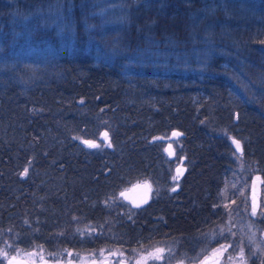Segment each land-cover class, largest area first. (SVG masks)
<instances>
[{"label": "trees", "instance_id": "trees-1", "mask_svg": "<svg viewBox=\"0 0 264 264\" xmlns=\"http://www.w3.org/2000/svg\"><path fill=\"white\" fill-rule=\"evenodd\" d=\"M252 1L229 0L216 16L230 18L208 31L202 25L194 31L197 20L205 24L202 0H165L158 12L140 7L116 43L108 35L99 39H107L104 51L85 44L81 8L70 50L53 36L55 48L45 53L10 55V39L2 37L0 247L129 250L179 238V253L193 256L210 232L218 235L211 245L238 250L252 228L260 237L255 242L263 240L264 216L251 211L249 183L256 173L264 183V91L252 99L242 91L244 84L264 85V0ZM7 8L0 3V30L12 20ZM153 16L151 30L163 47L170 39L181 54L194 59L200 52L194 66L182 58L171 70L154 69L139 58ZM45 34H34L37 46ZM202 36L225 54L201 52ZM234 51L231 70L224 56ZM31 60L37 66L29 67ZM175 130L179 159L159 138ZM103 131L110 146L91 148L80 139ZM230 134L242 140V154ZM177 163L182 171L172 189ZM148 178L154 190L147 203L134 208L119 198L126 185ZM260 198L264 203V184ZM254 248L248 264H264V244Z\"/></svg>", "mask_w": 264, "mask_h": 264}, {"label": "rangeland", "instance_id": "rangeland-1", "mask_svg": "<svg viewBox=\"0 0 264 264\" xmlns=\"http://www.w3.org/2000/svg\"><path fill=\"white\" fill-rule=\"evenodd\" d=\"M202 1L204 7L198 10L199 14H203L201 17L205 19V24L203 25L201 21L197 20L195 23L196 29H194V31H197L201 27H203L205 31L214 29L215 24L219 22H221V26H223L224 21L230 18V16H225L227 14L220 15L224 16L223 20L221 19L223 17L220 18V16H216L219 12L224 13V11H226L229 0ZM246 1L253 2L252 0ZM0 3L4 6H8L7 12L10 14L9 17L12 18V20L8 21V23H10L8 28H2V30H0V48L3 51L5 48L3 39L8 37L10 39V55L15 52V49H19L22 56H30L37 51L45 53L46 50L55 48L52 39L53 36L58 39L57 41L60 42V47L64 50H70L75 46V42L78 39L77 19L75 16L77 8H81L84 12L81 21L87 38L85 44L87 47L95 46L102 49L101 43L103 44L106 42L107 44V39L106 41H100L99 39H104L102 37L108 35L112 36V41L116 43L122 36H120L121 32L127 29V26L131 24L133 19L132 15L139 14L134 13V11L141 7L144 9L154 8V10L158 12L160 7L164 6L165 0H0ZM258 20L259 18H257V21ZM155 23L156 17L153 16L145 26L147 27L146 29H148L143 35L145 45L144 47L139 45L141 52L138 55L141 60L144 59L145 62H150V64L154 66V69H158L157 66L159 64H166L168 65L167 68L171 70L177 66L179 61H183L182 58H184L185 63L191 66H194L192 64L194 59H201L200 52L193 54L195 56L194 59L191 58L193 56L190 57L187 53L181 54L180 51H177V43L170 39L168 40V46L163 47L161 45L162 39H157L154 32L151 30ZM39 31L46 33V40L39 41L37 46L34 43V34ZM15 36L19 38L15 39ZM199 42L197 47L201 49V52H206L208 48L210 50L209 53L225 54L220 48L216 49V45H213V40L209 38H204L202 36ZM16 43H19L18 47L14 46ZM102 50L104 51L105 49ZM237 52L238 51L232 53L228 52L229 54L224 56L227 57L228 60V62L224 64L225 67L228 65L229 69L232 70L234 68L235 61L232 60L235 54L238 56L239 53ZM31 62L29 67H33L34 65L37 66L36 63H33L35 61L31 60ZM230 63H233V65ZM2 64L3 62L0 61V65ZM14 65H16V63H14ZM257 88L252 87L250 90L247 85L245 86L244 84L242 91L252 99L254 98L253 96H257L259 91H264V85L257 86ZM248 94H252V96ZM103 132L104 133H101L96 139H80L83 142L89 141L98 144L99 147L97 148H101L109 144V135L107 133V136H105L106 132ZM233 136L235 135L230 134V138ZM178 137L179 136H174L173 131H171L168 135L160 136L159 138L164 141V148L169 152V155L172 158L176 157L179 159V156H176L178 150L176 147ZM236 153L238 152L236 151ZM235 160L237 161L239 169H244V166L241 165L243 164L241 163V159L236 157ZM179 165V163H177V166L174 165L172 175L170 176V183L168 185L172 189L173 187L176 188L178 177L181 176L182 170L179 168ZM250 167L252 168L253 166ZM249 169L250 168H246V171L248 172ZM252 169L253 175L257 170L254 168ZM259 176L261 177L258 173L254 174L249 183V188H251L250 190L252 191L251 211L253 214L259 212L261 216H264V207H262L264 204L263 200L260 198V202L256 206V196L252 190L253 180ZM246 180L247 178L243 181L246 182ZM151 182L152 180L148 178L130 183L121 190L119 198L128 202L134 208L140 207L148 202L153 195L154 188ZM241 185V188L245 189V186L243 184ZM250 231L251 234H249L250 237L246 242L247 245L240 250L235 246H233L235 247L233 248L229 243H223L218 246L211 245L218 235L214 232H210L204 245L200 248L201 251L196 252L197 254L194 256L186 253V251H184L183 254L179 253L182 244L179 238L166 239L157 242L156 245L153 246L131 248L129 250L121 247H102L92 251H75L68 248L59 251H50L42 246H35L30 249L21 247L15 248L9 243L10 245L6 247H0V264H6L10 261H15L17 264H248V250L253 252V247H255L254 250L258 251L262 249V244H264V230H261L262 235H260L263 240L261 239V241L258 240L257 242H255V239H259L260 237L258 234L256 236V231H254L253 228L250 229Z\"/></svg>", "mask_w": 264, "mask_h": 264}, {"label": "water", "instance_id": "water-1", "mask_svg": "<svg viewBox=\"0 0 264 264\" xmlns=\"http://www.w3.org/2000/svg\"><path fill=\"white\" fill-rule=\"evenodd\" d=\"M175 133L181 134V132H179L177 130L173 131V135ZM174 136H180V135H174ZM234 140L235 141H239V145H240L239 148H237L236 144L233 142ZM231 142H232L234 148L236 149V151L239 154H242L244 152V145H243L242 140L239 137L233 136L231 138ZM262 186H263V179H262V177L259 176V177L254 178V180H253V189L252 190H253L254 195L256 196V199H255V202H257L256 206L260 202V197H261L262 191H263V187Z\"/></svg>", "mask_w": 264, "mask_h": 264}, {"label": "snow or ice", "instance_id": "snow-or-ice-1", "mask_svg": "<svg viewBox=\"0 0 264 264\" xmlns=\"http://www.w3.org/2000/svg\"><path fill=\"white\" fill-rule=\"evenodd\" d=\"M174 135H181V134H179V133H175ZM105 136H107V133H105ZM233 142L236 144L237 148L240 147V145H239V141H235V140H234ZM85 143L89 144V146H90V147H93V148H97V147H99L98 144L91 143V142H89V141H85ZM108 146H110V144H109Z\"/></svg>", "mask_w": 264, "mask_h": 264}, {"label": "flooded vegetation", "instance_id": "flooded-vegetation-1", "mask_svg": "<svg viewBox=\"0 0 264 264\" xmlns=\"http://www.w3.org/2000/svg\"><path fill=\"white\" fill-rule=\"evenodd\" d=\"M179 178H180V176H179ZM150 200H151V198H150ZM149 201V200H148ZM147 203V202H146ZM144 205V204H143ZM194 256V255H193ZM123 262V261H122ZM6 264H17L15 261H10L9 263H6Z\"/></svg>", "mask_w": 264, "mask_h": 264}]
</instances>
